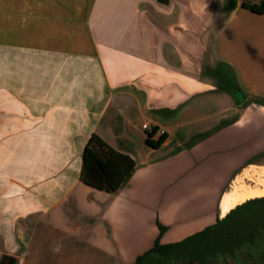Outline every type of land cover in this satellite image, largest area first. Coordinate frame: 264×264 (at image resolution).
Instances as JSON below:
<instances>
[{
	"label": "crops",
	"instance_id": "0c3cea01",
	"mask_svg": "<svg viewBox=\"0 0 264 264\" xmlns=\"http://www.w3.org/2000/svg\"><path fill=\"white\" fill-rule=\"evenodd\" d=\"M243 2L255 0L16 2V32L0 41V258L23 263L16 226L30 216L95 224L92 260L116 264L151 249L157 223L160 243L174 244L224 216L238 175L227 167L231 132L240 145L242 118L231 125L220 109L217 126L180 129L198 108L228 100L205 68L229 66L240 93H257L253 80L264 79V13ZM147 122L165 131L158 148L146 143ZM91 135L136 163L113 194L80 181ZM82 197L91 213L77 209ZM67 230L76 231L63 224L58 240Z\"/></svg>",
	"mask_w": 264,
	"mask_h": 264
},
{
	"label": "rangeland",
	"instance_id": "374dc122",
	"mask_svg": "<svg viewBox=\"0 0 264 264\" xmlns=\"http://www.w3.org/2000/svg\"><path fill=\"white\" fill-rule=\"evenodd\" d=\"M17 1L18 0H0V41L8 40L7 37L9 33L16 32V26H18L17 24L19 23L17 7L15 5ZM18 5L19 4H17V6ZM253 82L257 88V93H253L249 88L245 91H241L239 101L242 103V106L237 107V112H234L237 100L233 96L227 94L226 98L228 100L226 103L215 104L210 106V108H198L197 111L189 116L184 126L180 129L183 130V133H193L204 129H211L213 126H217V118L220 109H226L224 115L230 118L231 125L242 118L241 146L239 145V141H237L239 140L238 130L235 129V131L231 132L229 155L227 157L229 166L227 167L228 172L233 170V173H237L238 175L233 176V186L227 190L231 191L232 189V193L227 194V196L243 197L246 194L248 195L249 193L256 192V190L258 193L264 192V168L246 166L248 164L264 165V95H260L264 93V79L257 80L255 78ZM141 124L142 119L138 118L139 128ZM228 162L226 165H228ZM243 166H246V168L241 175ZM91 190L98 192V190L92 188ZM90 199V197H88V199L83 197L80 198L77 202V209L85 214L91 213V210H89L87 206V203H89L88 201H91ZM63 224L74 226L76 231L67 230L66 236L58 240L59 236H57L56 232ZM95 227V224L75 214H71L62 222L55 219L54 213L44 216H30L17 223L16 235H19V232H21L23 240L20 241V244L17 246V255L19 258L23 259L22 264H116L110 262L105 255L103 258L105 262H100V257L92 260V254L95 256L96 254L94 255V251L99 247L94 240L96 236ZM87 233L88 235L92 234L91 240L86 238ZM59 242L62 243V250L61 253L57 254L56 248ZM0 249H3V244L1 242ZM148 264L162 263L154 261L148 262ZM171 264L189 263L187 260H173Z\"/></svg>",
	"mask_w": 264,
	"mask_h": 264
},
{
	"label": "trees",
	"instance_id": "16d2710c",
	"mask_svg": "<svg viewBox=\"0 0 264 264\" xmlns=\"http://www.w3.org/2000/svg\"><path fill=\"white\" fill-rule=\"evenodd\" d=\"M166 3L167 0H158ZM234 7V5H232ZM241 7L254 14L264 13L260 3L243 2ZM203 73L217 81V89L239 101V89L232 69L225 64L205 68ZM147 136L146 143L158 148L165 135L156 141ZM136 163L129 155L118 152L96 135H91L81 157L80 181L84 185L106 193L117 192L132 176ZM159 235L151 249L133 264L158 261L171 264L173 260H187L189 264H264V198L248 200L231 209L214 224L174 244H161L160 236L166 228L157 223ZM11 264L16 258L3 257Z\"/></svg>",
	"mask_w": 264,
	"mask_h": 264
},
{
	"label": "bare ground",
	"instance_id": "6f19581e",
	"mask_svg": "<svg viewBox=\"0 0 264 264\" xmlns=\"http://www.w3.org/2000/svg\"><path fill=\"white\" fill-rule=\"evenodd\" d=\"M248 177V176H247ZM250 179V178H249ZM264 186V185H263ZM264 190V189H263ZM263 198L264 197V192H252L251 194L249 193L248 195L246 194L243 197H232V196H225L223 203H222V209H223V215L225 216L232 208H234L238 203L242 204L248 199L251 198Z\"/></svg>",
	"mask_w": 264,
	"mask_h": 264
},
{
	"label": "built area",
	"instance_id": "2783aa9c",
	"mask_svg": "<svg viewBox=\"0 0 264 264\" xmlns=\"http://www.w3.org/2000/svg\"><path fill=\"white\" fill-rule=\"evenodd\" d=\"M262 0H255L254 3L258 4L260 3ZM142 129L144 130V132L148 135H152L155 136L158 134V136H162V135H165V131L159 127H157L156 125H153V124H150V123H145L142 125ZM151 137V138H152Z\"/></svg>",
	"mask_w": 264,
	"mask_h": 264
},
{
	"label": "flooded vegetation",
	"instance_id": "af4514ba",
	"mask_svg": "<svg viewBox=\"0 0 264 264\" xmlns=\"http://www.w3.org/2000/svg\"><path fill=\"white\" fill-rule=\"evenodd\" d=\"M247 166H249V164L247 165ZM250 180V179H249ZM253 181V180H252ZM240 205V204H239ZM224 217V216H223ZM222 217V218H223ZM0 264H11V262H9L7 259H5V258H0Z\"/></svg>",
	"mask_w": 264,
	"mask_h": 264
}]
</instances>
